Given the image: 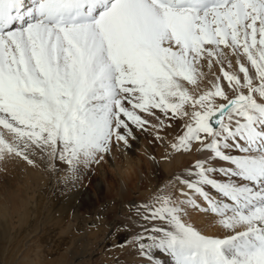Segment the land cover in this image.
Here are the masks:
<instances>
[{
	"label": "snow or ice",
	"instance_id": "snow-or-ice-1",
	"mask_svg": "<svg viewBox=\"0 0 264 264\" xmlns=\"http://www.w3.org/2000/svg\"><path fill=\"white\" fill-rule=\"evenodd\" d=\"M205 66L220 75L197 91ZM177 120L171 150L209 155L130 206L120 246L147 264H264V0H0V162L39 157L71 191L133 150V127L159 142Z\"/></svg>",
	"mask_w": 264,
	"mask_h": 264
},
{
	"label": "rangeland",
	"instance_id": "rangeland-1",
	"mask_svg": "<svg viewBox=\"0 0 264 264\" xmlns=\"http://www.w3.org/2000/svg\"><path fill=\"white\" fill-rule=\"evenodd\" d=\"M125 106L131 107L127 102ZM137 111L151 124L157 123L154 116ZM154 111L162 117L159 110ZM181 123L177 120L163 129L160 135L165 139L159 142L154 139L155 129L133 127L137 139L130 140L133 150L127 154L139 160V171L127 182L112 171L114 165L107 158L85 170L71 191L64 187L67 171L51 170L39 157H33L38 166L28 171L1 166L15 158L0 162V264H147L131 244L120 246L129 232L113 233L118 225L128 223L131 205L149 201L195 159L209 155L171 150ZM113 152L117 154V149ZM124 155L118 157L123 160ZM26 176L31 177L29 181ZM184 219L206 235L224 234L213 215L188 209Z\"/></svg>",
	"mask_w": 264,
	"mask_h": 264
},
{
	"label": "clouds",
	"instance_id": "clouds-1",
	"mask_svg": "<svg viewBox=\"0 0 264 264\" xmlns=\"http://www.w3.org/2000/svg\"><path fill=\"white\" fill-rule=\"evenodd\" d=\"M0 171H3V169H0ZM112 171L121 177L124 182H127L139 171V160L125 153L123 160L119 157L116 158Z\"/></svg>",
	"mask_w": 264,
	"mask_h": 264
},
{
	"label": "bare ground",
	"instance_id": "bare-ground-1",
	"mask_svg": "<svg viewBox=\"0 0 264 264\" xmlns=\"http://www.w3.org/2000/svg\"><path fill=\"white\" fill-rule=\"evenodd\" d=\"M204 71L207 73L206 75V78L204 79V81L201 83L200 85V88L197 90V91H202L204 90L205 88H208L210 87L211 85L209 84V81H212L215 79V75H220V72L219 70H217V67L216 68H213V71L212 73L209 72V70L207 69V67L205 66L204 68ZM213 73L215 75H213ZM226 86V84H225ZM204 154H208L207 152H203ZM11 165L14 166V167H17V168H21V169H29L30 170V165H28L25 161H23L22 159H19V158H15L14 161H12V164L11 163H8V164H2L1 163V166L4 167V168H7V169H11ZM28 171V170H26ZM29 176V175H28ZM28 176H26V181H29V178H27ZM204 215H207L204 213Z\"/></svg>",
	"mask_w": 264,
	"mask_h": 264
}]
</instances>
